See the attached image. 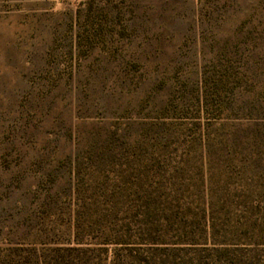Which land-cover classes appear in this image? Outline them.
<instances>
[{"label":"rangeland","instance_id":"obj_1","mask_svg":"<svg viewBox=\"0 0 264 264\" xmlns=\"http://www.w3.org/2000/svg\"><path fill=\"white\" fill-rule=\"evenodd\" d=\"M19 254L264 264V0H0V264Z\"/></svg>","mask_w":264,"mask_h":264},{"label":"trees","instance_id":"obj_2","mask_svg":"<svg viewBox=\"0 0 264 264\" xmlns=\"http://www.w3.org/2000/svg\"><path fill=\"white\" fill-rule=\"evenodd\" d=\"M53 250L55 251V252H57L58 253V255H60V252H65V253H67V254H72V253H76V252H80V251H86V250H88V248H84L83 246H75V245H69V246H56V247H54L53 248ZM58 255H55L53 258H52V260L50 261V263L51 264H59V262H60V256H58ZM22 255L21 254H19L18 255V257H19V259H13V260H10L9 261V264H27L28 262H30V261H32V260H34V262L36 263V264H43V263H45V261H46V259L44 258H42V256H38L37 254H33L32 256H31V258L29 257V256H27V258H26V256H23V258L21 257ZM22 258V259H21Z\"/></svg>","mask_w":264,"mask_h":264}]
</instances>
